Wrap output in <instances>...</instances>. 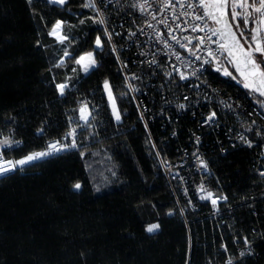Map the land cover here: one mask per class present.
Instances as JSON below:
<instances>
[{
    "label": "trees",
    "instance_id": "trees-1",
    "mask_svg": "<svg viewBox=\"0 0 264 264\" xmlns=\"http://www.w3.org/2000/svg\"><path fill=\"white\" fill-rule=\"evenodd\" d=\"M88 2L0 0V138L22 142L5 150L4 158L45 151L71 127L79 129L77 150L0 177V264H227L228 258L264 264V177L257 173L264 168L257 153L264 123L251 126L255 149L227 155L213 149L212 185L228 197L232 211L223 209L216 220L192 192L190 204L164 175L103 28L84 6ZM58 21L64 43L50 34ZM88 53L101 67L84 73L75 62ZM219 79L234 95L244 94L229 75ZM62 83L63 95L56 87ZM85 105L88 123L81 119ZM189 125L181 120L174 140L153 129L164 156L176 159V149L187 145ZM77 182L80 190L73 188ZM151 224L160 228L148 233ZM245 238L254 256L239 260Z\"/></svg>",
    "mask_w": 264,
    "mask_h": 264
},
{
    "label": "built area",
    "instance_id": "built-area-1",
    "mask_svg": "<svg viewBox=\"0 0 264 264\" xmlns=\"http://www.w3.org/2000/svg\"><path fill=\"white\" fill-rule=\"evenodd\" d=\"M172 4L174 7H166L164 0H95L96 7L91 9L98 21H104L100 25L169 184L173 190L177 184L190 204L191 192L194 193L199 202L209 205V215L217 220L223 209L231 212L232 207L228 205V197L218 195L212 185L210 158L213 149L221 155L237 149H255L257 143L251 136V126L256 120L264 123V101L248 91L238 97L227 89L219 79V74L224 75L225 69L233 72L232 64H217L203 50L190 55L172 39L175 36L181 43L188 44L183 39L185 36L195 38L205 35L204 32L191 31L193 24L202 25V22L192 19L191 9L181 7L178 0H172ZM140 5H143V10ZM196 11L201 10L197 8ZM184 12L190 14L182 15ZM162 21L166 22L167 27ZM184 28L188 30L183 31ZM165 41L168 46H165ZM197 43L194 39L193 44ZM193 44H188V47L192 48ZM211 47L216 50V45ZM196 55L201 56V59L197 60ZM205 59L211 62L204 63ZM181 72L185 79L181 78ZM213 113L215 116L209 120L208 117ZM181 120L191 125L187 129V145L176 149L177 156L173 161L160 151L153 129L158 128L165 134L168 131V139H179L176 125ZM73 130L76 148L67 147L33 162L77 150L79 129L75 127H71L65 135L68 139L64 137L60 142L70 145L73 137L69 133ZM6 138L14 141L11 137ZM19 142L13 143L11 148L3 149V152L22 147V142ZM248 142H251V146ZM257 153L264 158V141ZM18 169L21 167L18 166ZM257 173L264 177L261 175L264 168L258 169ZM212 200L217 203L214 205ZM242 244L237 249L238 259L242 258L241 252L245 253L244 256L253 257L254 250L248 239H243ZM225 249L223 246L221 251Z\"/></svg>",
    "mask_w": 264,
    "mask_h": 264
},
{
    "label": "snow or ice",
    "instance_id": "snow-or-ice-1",
    "mask_svg": "<svg viewBox=\"0 0 264 264\" xmlns=\"http://www.w3.org/2000/svg\"><path fill=\"white\" fill-rule=\"evenodd\" d=\"M29 2H31V0H29ZM52 2L64 4L65 0H52ZM164 2L166 7H174L172 0H164ZM178 3L181 7H187L192 10L191 15L193 20L202 22V25L200 23L193 24L191 26V31L204 32L205 35L195 38L192 36H185L183 39L186 40L188 44H193L194 39L198 41L197 44H193L192 48H189L188 44L181 43L175 36H173L172 39H175L176 42L180 44V47L185 48L190 55H195L197 52L203 50L207 53V56L211 57V60L215 61L217 64L225 62L232 64L240 77H243L242 83L244 87L264 97V0H192V2H188V0H178ZM84 6L95 8V0H89ZM140 7L141 10H143V5H140ZM197 8L201 11L197 12ZM181 14L189 15L190 13L184 12ZM153 19H155V16H153ZM162 22L165 23L167 27L166 22ZM98 23L103 24V19L99 20ZM185 23H187V21H185ZM241 23L244 25V29H246L247 32L241 29ZM250 24L253 26L249 28ZM149 26L151 27V25ZM60 27L61 22L58 21L50 34L56 35L58 39L63 40L65 37L60 36L57 32ZM177 27L179 28L180 26L177 25ZM182 30L187 31L188 29L184 28ZM169 35H171V33H169ZM213 37H215V39H213ZM110 38L109 36V39ZM164 43L165 46H168L167 41ZM96 45L98 47L102 46L99 37L96 39ZM211 45H216V50H214ZM65 55H68V53H65ZM221 57L224 59L221 60ZM85 59L86 58L82 56L76 63H81ZM87 59L93 66L95 65L96 62L91 53L88 54ZM177 59H180V57L177 56ZM196 59L200 60L201 56L196 55ZM203 62L210 63L211 61L205 59ZM62 63L63 61H61V64ZM59 66L60 65H57V67ZM83 67L85 71H88V64H84ZM217 70L219 71L220 69L218 68ZM224 74L231 75L226 69L224 70ZM180 76L182 79L186 78L182 72ZM56 87L60 94L63 95L67 85L62 83L58 84ZM105 88L109 89L107 81H105ZM109 98L111 99L110 89ZM180 107H183V105H180ZM86 108L87 106L85 105L80 109L81 119H85L84 114ZM113 114L117 120L120 119V115L115 109L114 102ZM214 116L215 113L209 116L208 119L212 120ZM74 132L75 130L69 133V135L73 137L70 145L62 144L60 141L51 142L47 150L30 153L22 159L15 161L5 159L3 149L11 148L13 143L19 144L20 142H14L9 138L0 140V175L11 172L18 166L23 168L24 165L30 162L52 155L53 153H58L67 147L76 148L77 144ZM65 139H68V137H65ZM241 139H244V137H241ZM248 143L249 146H251V142ZM201 163L204 167H207L203 161H201ZM261 175H264V173H261ZM81 187L82 185L79 182L73 185L75 190H80ZM97 191H99V189H97ZM209 196H211V193H209ZM201 198L204 199L205 197ZM212 203L215 205L217 201L212 200ZM159 228V224H151L147 226L146 231L148 233H154ZM244 255V252L240 253L241 257ZM228 264H233L231 259L228 260Z\"/></svg>",
    "mask_w": 264,
    "mask_h": 264
},
{
    "label": "rangeland",
    "instance_id": "rangeland-1",
    "mask_svg": "<svg viewBox=\"0 0 264 264\" xmlns=\"http://www.w3.org/2000/svg\"><path fill=\"white\" fill-rule=\"evenodd\" d=\"M50 3L55 4V5H61V6H62V5H64V4L66 3V0H65V3H64V4L53 3L52 0H50ZM62 30H63V23L61 22V27H60V29L57 30V32L59 33L60 36L64 37V36H63V33H62ZM52 36H53L54 38H56L57 41H58L59 43H64V42L66 41V38L63 39V40H61V39H58L56 35H52ZM101 45H102V46H100V47H98V46L96 45V48H97V49H102V48H103V44H102V42H101ZM88 54H90V53H88ZM88 54L83 55V57H85L86 59H85L84 61H82L81 63H76V62H75V65H77V66H78V67H79L84 73H87V72L91 71L92 69H98V68L101 67L100 63H98L97 60L95 59V55H94L93 53H91V54H92V57L94 58V60H95V62H96L95 65L93 66V65L89 62V60L87 59ZM68 57H69V56H66V57L64 58L62 64L65 63V59L68 58ZM79 59H80V58H79ZM79 59H78V60H79ZM84 64H88V71H85V70H84V67H83ZM108 85H109V84H108ZM109 89H110V91H111L110 86H109ZM109 89H106V88H105V93H106V95H107V98H108V101H109V104H110V107H111V109H112V113H113V102H114V105H115V109H116L117 111H118V108H117V105H116V101H115L114 95L112 94V91H111V99L109 98ZM118 113H119V111H118ZM84 115H85V119L82 120L83 122H85L86 120H89V118H90V110H89L88 106H87V108H86V112H85ZM113 115H114V114H113ZM119 115H120V114H119ZM114 118L116 119L115 115H114ZM116 121H117V122H120V121H121V116H120V119H119V120L116 119ZM2 139H4V138H0V140H2ZM30 163H31V162H30ZM30 163H29V164H30ZM26 165H28V164H26ZM26 165H24V166H26ZM24 166H23V167H24ZM15 170H16V169H15ZM15 170H13V171H11V172H14ZM11 172H8V173H11ZM8 173H5V174H8ZM5 174H3V175H5ZM3 175H0V177L3 176Z\"/></svg>",
    "mask_w": 264,
    "mask_h": 264
},
{
    "label": "water",
    "instance_id": "water-1",
    "mask_svg": "<svg viewBox=\"0 0 264 264\" xmlns=\"http://www.w3.org/2000/svg\"><path fill=\"white\" fill-rule=\"evenodd\" d=\"M230 18V17H229ZM216 26V25H215ZM218 27V26H216ZM229 73H231V75H229V77L235 82V84L240 88L242 89L243 91H248L250 93H253L255 94L259 99L263 100L264 101V97L260 96L259 93H254L252 92L249 88H245L243 83H242V80H243V77H240L239 73L236 71L235 67L233 69V72L231 71H228Z\"/></svg>",
    "mask_w": 264,
    "mask_h": 264
}]
</instances>
